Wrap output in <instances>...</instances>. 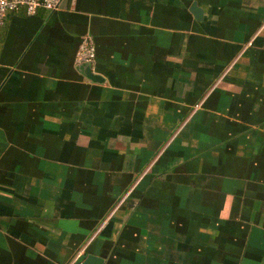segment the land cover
<instances>
[{
    "label": "crops",
    "instance_id": "obj_1",
    "mask_svg": "<svg viewBox=\"0 0 264 264\" xmlns=\"http://www.w3.org/2000/svg\"><path fill=\"white\" fill-rule=\"evenodd\" d=\"M85 33L100 81L77 67ZM89 253L264 264V0H62L5 15L0 264Z\"/></svg>",
    "mask_w": 264,
    "mask_h": 264
},
{
    "label": "built area",
    "instance_id": "obj_2",
    "mask_svg": "<svg viewBox=\"0 0 264 264\" xmlns=\"http://www.w3.org/2000/svg\"><path fill=\"white\" fill-rule=\"evenodd\" d=\"M62 0H0V25L4 23V18L7 13L16 12L23 8L28 14H34L37 9L44 8L49 11H54L59 8ZM96 56L95 43L89 33L81 36L78 45L75 60L77 63H90L91 70ZM73 261L71 264H74Z\"/></svg>",
    "mask_w": 264,
    "mask_h": 264
},
{
    "label": "water",
    "instance_id": "obj_3",
    "mask_svg": "<svg viewBox=\"0 0 264 264\" xmlns=\"http://www.w3.org/2000/svg\"><path fill=\"white\" fill-rule=\"evenodd\" d=\"M189 10L195 19L200 20L202 18L203 11L197 6L195 1L192 2ZM77 67L80 68L83 75L93 81H100L102 78L101 75L92 72L90 63H78ZM78 264H103V258L89 253Z\"/></svg>",
    "mask_w": 264,
    "mask_h": 264
}]
</instances>
